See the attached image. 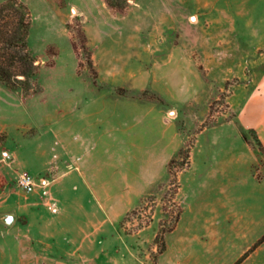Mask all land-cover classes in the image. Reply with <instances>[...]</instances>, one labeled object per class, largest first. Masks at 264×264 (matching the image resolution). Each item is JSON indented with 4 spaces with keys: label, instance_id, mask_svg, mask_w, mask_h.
Masks as SVG:
<instances>
[{
    "label": "rangeland",
    "instance_id": "1",
    "mask_svg": "<svg viewBox=\"0 0 264 264\" xmlns=\"http://www.w3.org/2000/svg\"><path fill=\"white\" fill-rule=\"evenodd\" d=\"M23 1L41 90L24 96L0 81V210L27 209L29 191L19 178L34 148L55 141L44 127L66 131L84 102L128 112L153 93L173 110L186 136L181 147L194 137L198 144L190 169L180 166L181 156L175 163L182 212L163 234L165 249L157 251L155 235L176 209L170 174L119 221L131 235L119 264H234L264 234V163L246 146L264 162L261 139L244 126L250 107L264 109V0H128L123 12L105 0ZM35 126L42 140H33ZM4 213L11 212L0 211V219ZM253 250L246 264H264V239Z\"/></svg>",
    "mask_w": 264,
    "mask_h": 264
},
{
    "label": "crops",
    "instance_id": "2",
    "mask_svg": "<svg viewBox=\"0 0 264 264\" xmlns=\"http://www.w3.org/2000/svg\"><path fill=\"white\" fill-rule=\"evenodd\" d=\"M138 99L143 104L139 109L119 113L114 107L84 102L66 131L43 128L54 134L55 141L49 146L45 140L34 148L26 172L34 183L27 209L0 210L14 214L11 223L0 219V264L121 262L118 257L125 254L131 235L123 234L119 221L167 181L168 161L186 139L168 105ZM251 108L250 122L244 126H254L264 145V109ZM228 122L235 121L206 126L198 134ZM41 131L35 126L33 140L37 134L43 139ZM246 146L255 153V162L264 163L254 148ZM256 252L239 264H246Z\"/></svg>",
    "mask_w": 264,
    "mask_h": 264
},
{
    "label": "trees",
    "instance_id": "3",
    "mask_svg": "<svg viewBox=\"0 0 264 264\" xmlns=\"http://www.w3.org/2000/svg\"><path fill=\"white\" fill-rule=\"evenodd\" d=\"M105 1L109 7L120 12L125 11L128 5V0ZM59 4L63 5V2ZM31 23V10L28 4L23 0L0 1V81L10 89L21 90L24 96H30L41 90V86L36 80L40 63L29 47L28 41ZM73 47L76 48L74 42ZM81 48L83 50H87L85 38L82 41ZM87 58L91 66V57L89 52H87ZM92 76L93 78H96V70L93 71ZM149 98L162 103V98L153 93ZM200 130L201 129L199 128V131ZM5 138L6 134L0 133V143L4 141ZM194 141L195 137L193 141H189L185 144V146L180 147L176 157L170 158L168 162L170 174L168 191H170V197L174 206H176V209L174 210V215L172 216L173 221L171 225L167 229H164L163 224H161L155 235L158 252H162L165 249L164 232L167 230L170 231L176 226L182 212L181 204L176 201V195L180 188V182L177 174L178 170L175 169V163H177V157L181 156L182 161L180 162V166H190V151L191 147L194 145ZM257 145L264 156V146L260 140L257 141ZM263 239L264 234L253 244L251 248L246 250L234 264H238L245 256H247L250 250L254 249Z\"/></svg>",
    "mask_w": 264,
    "mask_h": 264
},
{
    "label": "built area",
    "instance_id": "4",
    "mask_svg": "<svg viewBox=\"0 0 264 264\" xmlns=\"http://www.w3.org/2000/svg\"><path fill=\"white\" fill-rule=\"evenodd\" d=\"M19 184L27 191L33 189L34 183L27 174H22L19 178Z\"/></svg>",
    "mask_w": 264,
    "mask_h": 264
},
{
    "label": "water",
    "instance_id": "5",
    "mask_svg": "<svg viewBox=\"0 0 264 264\" xmlns=\"http://www.w3.org/2000/svg\"><path fill=\"white\" fill-rule=\"evenodd\" d=\"M2 218L5 222L11 223L14 219V214L13 213H4L2 215Z\"/></svg>",
    "mask_w": 264,
    "mask_h": 264
}]
</instances>
